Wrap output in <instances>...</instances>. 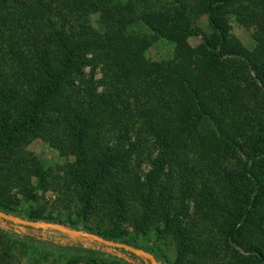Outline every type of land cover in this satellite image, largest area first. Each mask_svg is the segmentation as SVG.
<instances>
[{"label": "trees", "instance_id": "trees-1", "mask_svg": "<svg viewBox=\"0 0 264 264\" xmlns=\"http://www.w3.org/2000/svg\"><path fill=\"white\" fill-rule=\"evenodd\" d=\"M226 9L253 27L250 49ZM199 15L205 32L186 23ZM137 21L172 43L170 59L149 61L148 42H125ZM99 64L98 92L82 69L92 76ZM141 130L155 147L144 173L133 163ZM33 137L66 167H44L25 147ZM38 190L55 192L49 211ZM0 210L156 261L143 240L166 238V264H264V0H0ZM115 250L132 263L114 264H146Z\"/></svg>", "mask_w": 264, "mask_h": 264}, {"label": "rangeland", "instance_id": "rangeland-1", "mask_svg": "<svg viewBox=\"0 0 264 264\" xmlns=\"http://www.w3.org/2000/svg\"><path fill=\"white\" fill-rule=\"evenodd\" d=\"M10 2V8H17L14 3ZM230 9H226L224 17L227 18L232 34L241 42L242 46L250 49L253 46L254 40L252 37V26H246L243 24L240 18L231 14ZM96 14H91V21L94 24ZM237 17V18H236ZM188 23L196 32V29L202 32L207 31V23L204 15H199L195 20H189ZM12 29L13 27H7ZM128 36L125 37V42L132 46H136L141 42H148V47L145 51V56L149 61H165L172 56V43L158 36L155 32L150 30L143 22L137 21L129 27ZM199 41V36L192 34L187 38L189 45H195ZM32 53L24 52L22 54L23 59L26 58L29 61ZM89 56V55H87ZM26 60V61H27ZM83 78H90L96 86V91L101 90V84L99 81L103 78V67L101 64L94 69V73L90 76V66L86 65L82 69ZM78 79L74 82L77 83ZM193 86L200 90V94L204 96V89L201 88L202 83L198 78L193 81ZM140 135L143 139L139 147V155L134 157L133 163L136 160L139 161V171L144 173L150 167V159L155 154V147L152 144L150 138H147L143 133ZM132 141V137L130 138ZM26 149L33 155L38 157L44 167H66V162L62 156H59L56 149L49 146L40 137H33L29 139L26 144ZM53 170H56L53 168ZM255 171H259L255 169ZM259 173V172H256ZM40 201L45 206L46 211H49L54 201L55 192L51 190H38ZM52 223V222H51ZM22 235H31L40 239H48L53 241L57 246L43 245L35 241H28L22 239ZM143 244L147 247L155 250L159 253L158 264H166L163 258L169 261L174 257V244L169 239H162L160 241H154L152 236L143 240ZM78 248V250H77ZM7 256V259H2V255ZM94 257L101 263L114 264L118 262L132 263L119 251L94 243L86 238H80L75 234H67L64 232L46 229V228H26L24 226L15 225L12 223H6L0 220V264H60L67 258H76L79 261H83L88 257Z\"/></svg>", "mask_w": 264, "mask_h": 264}, {"label": "water", "instance_id": "water-1", "mask_svg": "<svg viewBox=\"0 0 264 264\" xmlns=\"http://www.w3.org/2000/svg\"><path fill=\"white\" fill-rule=\"evenodd\" d=\"M0 220L24 227H30L35 229L46 228V229L64 232L67 234H75L80 238H86L94 243L100 244L105 247H109L112 249H123L135 256L140 257L146 264H158L151 252L145 251L141 248L133 247L123 242L108 240L87 231L70 229L68 227H65L57 223L28 220L10 213L3 212L1 210H0Z\"/></svg>", "mask_w": 264, "mask_h": 264}]
</instances>
